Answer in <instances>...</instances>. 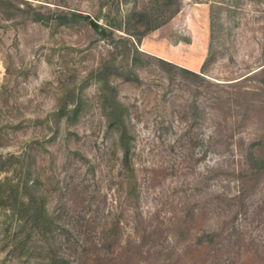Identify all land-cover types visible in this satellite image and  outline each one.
I'll use <instances>...</instances> for the list:
<instances>
[{"label":"rangeland","instance_id":"1","mask_svg":"<svg viewBox=\"0 0 264 264\" xmlns=\"http://www.w3.org/2000/svg\"><path fill=\"white\" fill-rule=\"evenodd\" d=\"M11 2L0 1V155L29 156L0 181L26 172L22 197L35 195L42 223L0 205V264L54 252L63 264H264V82L253 72L264 0ZM28 5L49 17L33 20ZM133 10L158 26L135 41L128 71L118 38ZM90 19L115 28L116 48ZM113 52L101 75L123 106L128 167L94 75ZM76 102L71 119L55 111ZM254 139L259 162L245 166Z\"/></svg>","mask_w":264,"mask_h":264},{"label":"trees","instance_id":"2","mask_svg":"<svg viewBox=\"0 0 264 264\" xmlns=\"http://www.w3.org/2000/svg\"><path fill=\"white\" fill-rule=\"evenodd\" d=\"M1 2H7V4L12 5L11 0H0ZM15 7V5H14ZM26 14L33 16V20H44L47 19L49 16L43 14L41 11L35 9L32 5H28V9L26 10ZM63 14V13H62ZM81 16V15H78ZM60 18L61 14L59 15ZM128 19L133 18L134 22L128 24L127 27H124V31L129 34V36H121L118 39L123 41V50L121 51L123 55L129 56V60L125 65H122V68L126 67L128 71H132L136 62L137 56L139 54H142L141 50H139L135 44V41L137 42L139 38H141L145 33L148 32V30L155 28L158 26V23H155L153 25H149L148 23V17L144 13V11H130L127 15ZM136 19L143 20L142 25L136 23ZM89 23L91 27L95 29V31L101 35L103 38H105L109 43L117 47L116 40L112 36L113 31L115 30L114 27L103 25L99 23L95 19H90ZM142 26V27H141ZM132 38V39H131ZM115 40V41H114ZM118 51V52H120ZM116 53V52H115ZM115 53L113 52L112 56L103 60L95 69H94V75H96L99 79H102L103 85V95L104 97L109 101L106 109V120L107 125L109 127H115L118 131V139L120 142V145L122 147L123 151V165L128 167L129 164V134L127 131V125L124 119L123 114V106L122 104L116 99V96L114 94V86L108 83V79L106 76H102L101 74L106 73V69L108 65L114 64L115 60ZM161 63L166 65L167 67H173L177 68L180 73L184 76H194L199 77L203 79L202 75L199 72L192 71L186 67L177 65L172 63L169 60H166L161 57H156ZM116 67H121L116 65ZM257 71H260V74L262 73V81L264 82V63L261 64V66L257 69H255L253 72L256 73ZM249 76L248 74H245L242 78ZM239 79H236L232 82L238 81ZM81 106L78 102L74 103L71 107L68 106H58L56 108V113L60 115H65L66 118L71 119L78 115V113L81 111ZM259 139H254L247 150L246 155V162L245 166L253 167L254 164L258 163V157L254 154L255 147L258 143ZM29 156L28 151H24L21 154H15V153H9L8 155H0V172L2 170H7L9 166H14V168L21 162L22 159ZM19 171V169H17ZM25 173L23 174V180L21 179H12L10 177L5 178L4 180L0 181V205L7 207L10 209L13 213L23 216L26 215L28 212V217L32 222H36L37 224H41V216L39 215V209L32 211L33 203L35 202V195L32 193L28 194V197L24 199L22 197V194L27 193L26 190L32 188L34 184L28 180L27 177H25ZM21 184V185H20ZM22 189V190H21ZM21 191V192H20ZM40 209L42 210V206H40ZM44 209V208H43ZM65 258L59 255L57 252H54L52 257L50 258L49 262L47 264H63V260Z\"/></svg>","mask_w":264,"mask_h":264}]
</instances>
